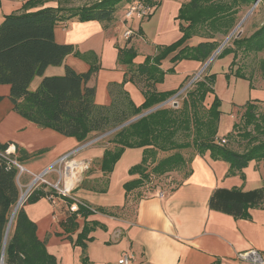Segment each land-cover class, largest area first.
I'll use <instances>...</instances> for the list:
<instances>
[{
	"label": "crops",
	"instance_id": "0c3cea01",
	"mask_svg": "<svg viewBox=\"0 0 264 264\" xmlns=\"http://www.w3.org/2000/svg\"><path fill=\"white\" fill-rule=\"evenodd\" d=\"M157 1L159 4L155 12L139 24L127 20L124 15H115L110 23L81 20L78 17L58 21L54 27L55 41L75 46L77 53L68 55L61 65L48 66L45 75H63L66 67L77 73H86L92 65H97L98 69L87 81V86L95 87V100L98 104L110 105V85L124 83V89L134 103L141 105L145 100L142 87L131 80L129 66L121 62V49L133 48L136 51L133 62L139 65L148 57L155 56L159 46L171 45L183 36L178 17L184 0ZM89 4L90 0L83 3L78 0H0V24L7 15L13 13L33 12L44 7H81ZM129 27L136 34L127 38L125 32ZM203 41L209 40L200 34H192L185 45L196 46ZM236 61L237 64L226 77L228 87L239 78L235 74L239 66L247 75L240 78L248 80L252 87L254 83L264 82L261 77L247 72L248 69L252 70V61L240 58ZM206 62L183 59L174 64L170 58H165L161 67L167 72L164 80L156 84L157 90L169 91L182 86L181 91L203 69ZM172 67L174 71H168ZM41 80L42 76H36L30 89H36ZM215 84L214 93L208 94L206 102H212L217 94ZM9 92V85L0 84V95L3 96L0 101V143L11 146L12 155L26 169L22 178L28 184L81 143L52 128L40 127L19 114L14 109ZM242 95L248 99L250 94L241 93L239 96ZM251 101L264 105V100ZM238 103L241 104L233 102L230 112L234 119L233 125L234 115L247 102ZM221 111L219 128L224 113L222 108ZM100 141L76 155V160L91 161V168L74 176L70 195H57L54 201L42 197L51 205L49 211H41L32 203L25 206L28 215L38 224L39 237L46 241L49 251L57 256L58 261L61 249L71 248L75 264H82V248L73 246L67 238L68 235L76 238L84 224L81 214H77L79 227L74 231L66 223L67 218L76 212L73 198L95 210L88 216V220L101 224L91 233L94 240L88 243L90 264H119L118 260L124 251L135 254L133 264H255L241 259L239 253L257 249L264 255L263 208H250L249 218H235L209 207L210 197L219 187L254 189L248 188L251 179L249 168L252 166L254 182L261 185L256 188L264 187L263 161H252L242 172L230 174L227 161L214 159L210 151L200 153L195 150L189 158L188 174L186 172L168 184L156 183L147 188L140 186L127 192L124 184L139 177V174H131L129 170L141 163L143 149L126 148L113 171L106 172L102 170L104 153L106 149L113 148L114 144L111 141Z\"/></svg>",
	"mask_w": 264,
	"mask_h": 264
},
{
	"label": "trees",
	"instance_id": "16d2710c",
	"mask_svg": "<svg viewBox=\"0 0 264 264\" xmlns=\"http://www.w3.org/2000/svg\"><path fill=\"white\" fill-rule=\"evenodd\" d=\"M123 1L126 0H99L81 7H44L5 17L0 24V84L10 86L9 97L15 111L40 127L52 128L85 143L169 100L180 91L182 86L169 91L157 90L156 84L164 80L167 72L161 67L162 60L170 58L174 64L183 59L206 62L218 47L217 41H203L196 46L185 45L193 34L191 29L195 25L205 20L213 25L219 22L226 28V33L234 26V13L228 15L231 12L227 13L223 4H211L209 8L202 10L199 2L192 0L188 4H182L180 8L178 18L183 32L181 39L171 45L159 46L155 56L148 57L139 65L133 62L136 55L133 48L121 49V62L129 66L131 80L142 87L145 100L141 105L134 103L124 89V83L110 85V105L98 104L95 100V87L87 86V81L98 69L97 65H92L86 73H77L66 67L63 75H45L48 66L61 65L68 55L77 53L75 46L55 41L54 27L58 21L78 17L81 20L110 23L118 4ZM144 1L155 6L159 4L157 0ZM233 45L223 48L220 53H234L233 67L237 64L240 50L244 53L264 52V25L248 37L236 38ZM260 69L264 77V57L260 62ZM168 71L173 72L174 68ZM235 74L247 77L240 66ZM36 76H42V80L32 90L30 85ZM215 79L216 75L212 73L198 79L194 87L187 91L180 109L160 107L119 129L111 140L114 147L105 150L102 170L113 171L126 148H142L141 163L129 170L131 174H139V177L124 184L128 192L142 186L150 174L160 176L188 167V162L179 150L190 146H194L200 153L210 151L214 159L227 161L230 174L242 172L252 161L264 162V139L258 136L260 133L264 134V114L257 112L259 103L256 101H248L244 105V130L240 129L238 123H234L233 129L227 134L231 142L236 136L248 139L250 144L243 151L233 149L230 143L220 144L215 140L222 114L221 101L217 95L208 109H205L208 94L214 93ZM2 98L0 95V101ZM249 126H253V131L248 129ZM179 134L192 137V142L179 141ZM8 146L7 143H0V150H5ZM172 150L175 152L158 158L159 151ZM149 160L154 162L151 173L147 172ZM18 171L15 166L7 167L5 160L0 157V261L5 244V264H59L57 256L48 250L46 241L39 237L38 224L28 215L25 206L19 208L14 229L5 243L8 224L20 198ZM47 192L36 189L27 197V202H35L45 197ZM209 207L235 218H249L250 208L264 209V187L250 190L219 187L211 195ZM93 211L95 210L80 205L78 211L66 220L70 230L74 231L79 227L77 214L84 218V224L76 238L67 236L73 245L82 248L83 264H90L88 243L94 240L91 233L101 226L98 221L88 220Z\"/></svg>",
	"mask_w": 264,
	"mask_h": 264
},
{
	"label": "rangeland",
	"instance_id": "374dc122",
	"mask_svg": "<svg viewBox=\"0 0 264 264\" xmlns=\"http://www.w3.org/2000/svg\"><path fill=\"white\" fill-rule=\"evenodd\" d=\"M83 3L85 0H78V2ZM89 1V0H87ZM99 1V0H90V4ZM133 0H126L118 4L117 9L115 11V15H124L125 16V11L127 10V7ZM192 0H184L183 4H188ZM200 4L202 10H205L206 8H209V5L215 4V3H221L224 5L226 12H231L234 13L232 15V18L234 20L233 27L230 29L228 33H226V28L221 26L219 22L213 23L209 21H203L195 25L191 30L193 34H200L201 36L206 37L209 41H217L218 42V47L216 50L213 52L211 56H213L210 60V64L207 65V67L197 73L194 77L190 79L188 84L186 85L185 88H183L178 95L172 97L169 99L167 102H163L155 107H171L173 109H180L183 105V101L186 97V93L189 89L194 87V83L200 79L203 75L207 74L208 71L212 72V74L216 75V84H215V91L216 95L221 101V108L224 111L221 119V126L218 129V133L220 136L217 134L216 141L220 144H228L238 151H243L249 144L250 142L248 139L245 138H240L236 136L232 140V142L229 140L227 137V134L232 130L233 127V122L234 119L232 117V114L230 113L231 110L233 109V102H237V104H241L238 102H242V104L251 101V100H264V82H259L258 84L254 83L255 86L252 87L250 82L244 78H237L236 80L231 82V85L228 87V84H226V77L228 72H231V68H233V63L235 59V55L233 52H226L222 55H220L221 50L225 47H231L233 45V41L236 38H243V37H248L252 35L256 30H258L262 25H264V0H197ZM126 18V17H125ZM230 19V17H229ZM132 20V19H131ZM133 22L139 24V22L143 20H132ZM264 57V52L260 53H244L243 51H238V58L245 60V61H252V66L250 65V68L252 69L251 71L248 69L247 72L249 74H252L253 76L261 77L264 79L261 69H260V62L262 58ZM209 58V59H210ZM240 61V60H239ZM254 62V63H253ZM249 68V67H248ZM243 69V68H242ZM261 83V84H260ZM249 90V91H248ZM241 93L245 94H250L248 95V99H244L245 97L241 95ZM235 95V99L233 96ZM245 100V101H243ZM211 102H205V109H208L210 106ZM153 107V108H155ZM151 108V109H153ZM157 108V109H158ZM149 109V110H151ZM147 110V111H149ZM156 110V109H155ZM145 111V112H147ZM154 111V110H153ZM245 111V107L239 112L236 113L235 116V123H238L240 125V129L243 131V125H244V120H243V114ZM143 112V113H145ZM152 112V111H151ZM257 112L260 114H264V105L263 104H258ZM142 113V114H143ZM150 113V112H149ZM141 115V114H140ZM139 116V115H138ZM137 117V116H136ZM135 118V117H134ZM130 124V123H128ZM126 124V125H128ZM125 126V125H124ZM123 127V126H122ZM122 127L118 129H110L105 133H102L98 136H95L91 139H94L96 137H101L100 142L104 143L105 141H111L112 138L114 137L115 133L121 129ZM249 130L253 131V126H249ZM113 130V131H112ZM258 134V133H257ZM224 136V137H223ZM260 139H264V134H258ZM90 139V140H91ZM177 139L179 141H185L188 140L189 142H192V137H186L183 134H179ZM225 139L226 142H222L221 140ZM89 148H86L82 150V152L87 151ZM196 148L194 146H190L188 148H184L179 150L185 157L186 161L189 162V158L192 154L193 151H195ZM175 150L172 151H159L158 152V158L164 157L170 153H174ZM154 166V162L152 160H149V163H147V172L151 173V169ZM249 168V173L251 175L250 179V184L248 188H256V186H261L259 185L260 183H255L253 176V168ZM57 171H53L50 173V175H46L44 178L47 181L53 182L54 180L57 181V179L60 176V172H64L65 169V164L62 163L61 165L56 166ZM187 172V167L185 168H179L175 169L173 171L167 172L163 175H155V174H150V177L145 180L144 184L142 186L147 187H153L156 185V183H162V184H168L171 182H174L175 180L181 178L182 176L185 175ZM252 172V174H251ZM258 172V171H256ZM54 179V180H53ZM257 181V180H256ZM55 182V181H54ZM62 184V183H61ZM19 188H20V198L23 196L25 198L22 203L20 204L19 208H22L23 206L27 205V197L36 189H44V191H51V188L48 183H46L43 180H39L37 182L31 181L30 183L26 184L25 180L20 178L18 182ZM30 187V188H29ZM26 193V194H25ZM41 200H37L35 202H32V204H36L34 206L35 208L37 207L39 210H45L49 211L50 210V204L47 200L40 198ZM20 202V201H19ZM15 209V208H14ZM14 211V210H13ZM13 214V212H12ZM16 218V217H15ZM15 226V221L13 225L9 229L8 235L13 231ZM70 242V241H69ZM91 242V241H90ZM71 243V242H70ZM72 244V243H71ZM73 245V244H72ZM74 246V245H73ZM48 248V247H47ZM49 250V249H48ZM64 258V259H63ZM74 253L71 250V248H62L61 249V255L59 257L60 264H75V259H74ZM90 259V257H89ZM91 260V259H90ZM80 261L81 257H80ZM91 263V261H90ZM1 264V262H0ZM4 264H5V259H4ZM83 264V263H82Z\"/></svg>",
	"mask_w": 264,
	"mask_h": 264
},
{
	"label": "built area",
	"instance_id": "2783aa9c",
	"mask_svg": "<svg viewBox=\"0 0 264 264\" xmlns=\"http://www.w3.org/2000/svg\"><path fill=\"white\" fill-rule=\"evenodd\" d=\"M156 10L155 5H151L144 0H133L127 10L125 12V17L127 20H143L153 14ZM136 32L133 28L129 27L126 32L125 36L127 38L132 37L135 35ZM101 137H96L91 139L85 143H81L76 148L72 149L71 151L62 155L57 161H55L48 169H46L43 173L36 175L34 177L33 183L39 180H43L49 184L50 188L53 189L51 193L47 194L46 197L54 201L57 195H70L71 188L74 184L73 180L74 176H77L78 173L84 172L91 168V161L89 160H76V155L89 145H92L100 140ZM222 142H226L225 139L221 140ZM0 157L5 160L7 167L15 166L18 168V182L22 176V174L26 171L25 167L12 155L11 146L9 145L7 149L0 150ZM62 163L65 164L64 172H60V176L57 181H47L44 177L50 174L53 171H57L56 166L61 165ZM62 183V184H61ZM30 188V187H29ZM26 194V193H25ZM26 198V197H25ZM24 198V199H25ZM74 199L73 208L75 211H78L80 205H85L77 198ZM239 257L244 260L251 261L255 264H264V255L258 251L257 249H250L248 251L239 253ZM136 260V256L132 251H124L119 260V264H133Z\"/></svg>",
	"mask_w": 264,
	"mask_h": 264
},
{
	"label": "water",
	"instance_id": "95a60500",
	"mask_svg": "<svg viewBox=\"0 0 264 264\" xmlns=\"http://www.w3.org/2000/svg\"><path fill=\"white\" fill-rule=\"evenodd\" d=\"M213 56H214V54H213ZM213 56H211V58H212ZM211 58L208 59V61L205 63V65H204V67H203V69H202L201 71H203V70L207 67V65L209 64ZM201 71H200V72H201ZM184 88H185V87H184ZM179 92H180V91H179ZM179 92H178L176 95H178ZM176 95H175V96H176ZM171 98H172V97H171ZM171 98H170V99H171ZM167 101H168V100H167ZM167 101H166V102H167ZM157 108H158V107H155V108H153V109H151V110H149V111H147V112H145V113H143V114H141V115H139V116H137V117H135V118L129 120V121L126 122L125 124H123V125H121V126L115 128V129H118V128H120V127H122V126H124V125H126V124H128V123H131V122L137 120L138 118H140V117H142V116L148 114L149 112H151V111H153V110H155V109H157ZM115 129H113V130H115ZM113 130H112V131H113ZM19 201H20V200H19ZM19 201H18L17 205L19 204ZM17 205H16V206H17ZM8 229H9V227L7 228V232H6V236H5V243H6V240H7V237H8ZM4 251H5V244H4L3 254H2V258H1V261H0V262H2L3 259H4V253H5Z\"/></svg>",
	"mask_w": 264,
	"mask_h": 264
},
{
	"label": "bare ground",
	"instance_id": "6f19581e",
	"mask_svg": "<svg viewBox=\"0 0 264 264\" xmlns=\"http://www.w3.org/2000/svg\"><path fill=\"white\" fill-rule=\"evenodd\" d=\"M24 196V195H23ZM23 196L21 197V200L19 202V204L15 207L14 211H13V214L11 215V218H10V221H9V224H8V227L10 229V227L13 225L14 221H15V217H16V214L19 210V207H20V204L22 203V201L24 200ZM9 229H8V233H9ZM5 252V251H4ZM4 258H5V254H4ZM1 264H4V259L3 261L1 262Z\"/></svg>",
	"mask_w": 264,
	"mask_h": 264
}]
</instances>
